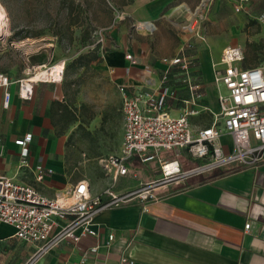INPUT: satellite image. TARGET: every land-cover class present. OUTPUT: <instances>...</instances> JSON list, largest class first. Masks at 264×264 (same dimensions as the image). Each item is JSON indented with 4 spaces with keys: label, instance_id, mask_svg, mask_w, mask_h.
Listing matches in <instances>:
<instances>
[{
    "label": "crops",
    "instance_id": "crops-1",
    "mask_svg": "<svg viewBox=\"0 0 264 264\" xmlns=\"http://www.w3.org/2000/svg\"><path fill=\"white\" fill-rule=\"evenodd\" d=\"M106 1V7L112 10L99 20L108 24L103 43L107 50L100 53L99 67L116 86L119 98L118 84H126L130 89L159 87L166 68L161 58L182 53L190 61L192 79L204 88L203 103L210 106L204 60L218 59L228 45L242 48L245 59L244 49L261 45L263 29L244 38H223L218 31L211 32L212 28L207 34L201 27L206 0ZM221 1L209 0V4L214 2L218 6ZM248 2L243 9L253 5V0ZM261 24L264 26L263 21ZM126 52L136 57L137 64L124 58ZM255 65L245 61L243 66ZM167 76L166 85L177 97L168 101L169 111L178 115L181 99L187 95L183 74L178 66H172ZM9 77L13 81L8 87L9 105L0 103V174L34 184L51 196L80 180L89 184L92 194L109 185L117 192L132 190L152 180H139L137 185L131 183L117 189L116 181L112 182L103 169L102 174L92 170L77 175L76 169L66 162V138L63 133L57 134L51 119L52 101L64 98L62 80L28 77L32 84V96L28 99L20 96L15 81L26 76ZM205 113L191 117V122L195 124L194 120ZM123 125L122 115L121 142ZM28 133L32 134L28 143L29 166L19 167L21 147L15 140ZM221 142L227 149L232 148L230 135H223ZM38 162L53 170L45 184L34 180L32 169ZM158 175L157 172L153 179ZM156 195L157 199L142 201L137 197L98 213L93 219L98 249L85 257L86 250L96 243L94 236L78 244L65 240L36 255V244L15 239L14 228L0 223V264H264V158L257 165L232 164L171 183L156 191ZM246 222L250 223L248 229L244 227ZM109 234H113L110 241ZM122 257L132 262L121 263Z\"/></svg>",
    "mask_w": 264,
    "mask_h": 264
},
{
    "label": "built area",
    "instance_id": "built-area-1",
    "mask_svg": "<svg viewBox=\"0 0 264 264\" xmlns=\"http://www.w3.org/2000/svg\"><path fill=\"white\" fill-rule=\"evenodd\" d=\"M247 1L234 0L233 9L242 10ZM261 20L264 22V13ZM98 42L103 44L104 37L99 36ZM124 58L132 65L137 64L136 57L130 52H126ZM243 60V49L228 45L219 58L211 62L218 111L203 103L204 88L192 79L190 61L182 53L161 58L166 68L159 87L130 89L126 84L117 85L124 121L123 138L116 152L100 159L101 167L115 182L128 174L127 160H156L158 177L123 192H117L109 185L98 194H92L89 184L80 180L51 196L34 184L0 174V223L11 225L18 239L36 244V255L65 240L78 244L82 239L94 236L96 243L86 250L85 257L98 249V233L93 226L98 213L137 197L142 201L157 199L156 191L162 187L232 164L257 165L264 158V63L244 67ZM59 66L57 77L52 81L63 78L64 66ZM172 66L179 67L187 90L178 115H173L168 106L169 100L177 98L176 92L166 85ZM28 80L26 76L15 81L20 96L29 99L32 84ZM12 82L7 73L0 72V103L5 107L9 105L8 87ZM203 112L210 114V122L193 124L190 118ZM225 134L231 137V149L221 142ZM31 137L28 133L15 140L21 147L19 167L29 166L27 156ZM171 150L176 154L184 151L196 163L184 168L176 158L160 157V152ZM32 172L37 184H45L53 170L38 162ZM249 225L246 222L245 229ZM112 239L113 234H109L108 240ZM125 262L132 260L122 257L121 263Z\"/></svg>",
    "mask_w": 264,
    "mask_h": 264
},
{
    "label": "rangeland",
    "instance_id": "rangeland-1",
    "mask_svg": "<svg viewBox=\"0 0 264 264\" xmlns=\"http://www.w3.org/2000/svg\"><path fill=\"white\" fill-rule=\"evenodd\" d=\"M232 2L222 0L217 6L206 0L201 27L207 34L212 28L211 32L218 31L219 36L229 39L232 36L250 37L263 29L258 49L252 46L244 49L247 55L243 65L245 61L251 65L264 63V26L261 24L264 0H253V5L248 4L240 11L233 9ZM0 5L4 12L3 31L0 33V72L28 76L42 67L63 65L62 92L77 116V120L70 121L63 130L66 162L76 169L79 176L92 170L102 174L100 159L114 153L121 142L120 98L116 86L99 67L97 60H92L90 67L78 66L72 60L80 53L93 50L96 43L99 44L98 55L107 50L98 38L107 37L105 26L108 24L99 20L107 17L108 10L112 8L106 7V0H0ZM217 20L220 22H215ZM89 31V39L84 38ZM212 80L211 62L207 58L204 60V81L210 106L218 111ZM91 113H94L93 118H90ZM205 114L194 123H208L211 116ZM61 128L62 123H56L55 129ZM160 157L176 158L184 168L195 164L184 151L178 154L172 150L162 151ZM157 172L159 174L156 160L135 161L128 167V174L119 178L115 186L118 189L131 183L137 185L139 180L153 179Z\"/></svg>",
    "mask_w": 264,
    "mask_h": 264
},
{
    "label": "trees",
    "instance_id": "trees-1",
    "mask_svg": "<svg viewBox=\"0 0 264 264\" xmlns=\"http://www.w3.org/2000/svg\"><path fill=\"white\" fill-rule=\"evenodd\" d=\"M82 31L85 32V29L82 28ZM89 34H90V31L88 32V35L84 36V38L89 39ZM92 49L93 50H88L86 53L78 54L72 61L75 64H77L78 66H82V67H90V63L92 60H97V63H99L101 61V56L97 54V51L99 49V44L96 43V45L92 46ZM81 106H83V105L81 104ZM93 116H94V113H91L90 118H93ZM51 119H52L53 125H56V123H62V128L56 131L57 134H62L63 130L65 128H67L68 123L70 121L77 120L76 111H75V109L70 108V104L65 99V95H64V98L60 101L59 100L52 101V103H51ZM132 159H134V158H132ZM132 159H129L126 161V165L128 167L130 165H133L135 161L139 162L136 159H134V161H132ZM195 163H196V161H195Z\"/></svg>",
    "mask_w": 264,
    "mask_h": 264
},
{
    "label": "bare ground",
    "instance_id": "bare-ground-1",
    "mask_svg": "<svg viewBox=\"0 0 264 264\" xmlns=\"http://www.w3.org/2000/svg\"><path fill=\"white\" fill-rule=\"evenodd\" d=\"M2 6L0 5V33L3 31V14ZM43 66V65H41ZM60 66L57 64L56 66H52L49 68L42 67L40 70H38L35 74H30L28 77H32V79H52L57 77V71H59Z\"/></svg>",
    "mask_w": 264,
    "mask_h": 264
}]
</instances>
